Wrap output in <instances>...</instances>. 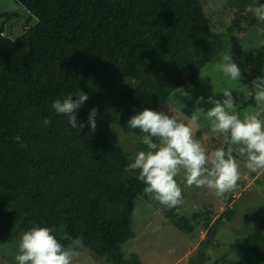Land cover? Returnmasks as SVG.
<instances>
[{"label":"trees","instance_id":"trees-1","mask_svg":"<svg viewBox=\"0 0 264 264\" xmlns=\"http://www.w3.org/2000/svg\"><path fill=\"white\" fill-rule=\"evenodd\" d=\"M18 1L38 21L16 38L0 27V246H16L24 232L46 226L58 239L61 233L78 238L108 264H143L137 253L127 257L122 250L135 236L136 199L146 196L145 185L124 171L135 155L103 124L93 132L90 111L108 105L129 131L133 115L156 111L184 84H199L202 68L231 44L235 29L213 31L196 0L187 12L177 0ZM263 67L264 50L254 68ZM79 91L89 97L76 110L85 126L72 128L51 105L68 95L75 100ZM45 118H51L48 127ZM135 146L146 150L140 138ZM256 183L264 185V171ZM233 215L223 211L209 233ZM242 238L214 259L205 250L214 239L207 238L188 264H236L231 252L264 264V220Z\"/></svg>","mask_w":264,"mask_h":264},{"label":"rangeland","instance_id":"rangeland-1","mask_svg":"<svg viewBox=\"0 0 264 264\" xmlns=\"http://www.w3.org/2000/svg\"><path fill=\"white\" fill-rule=\"evenodd\" d=\"M196 1L202 3L211 17L213 31L235 29L236 36L217 58L202 68L199 84H184L179 88L188 95H182L176 90L156 111H162L170 117L175 115L178 119H185L186 116H191L196 107H201L205 111L214 107L213 104L206 102L207 99L214 97L222 101L224 99L222 90L229 88L241 117L246 111H252L259 112V118L264 120V110L257 107L252 89V81L256 74L264 76V67L259 71L258 68H254L264 50L261 48L264 45V22L258 21L251 12H245L244 15V10L249 5L264 4V0H253L245 6H241L240 3L232 4L234 0ZM196 1L177 0V3L184 12H187L197 4ZM0 12L12 13L10 16L8 14L0 16V27L3 26L4 34L11 38L20 36L28 25H34L38 21L18 0H0ZM235 21H239L238 24H234ZM223 54L232 55L233 61L240 67L242 76L239 80L232 81L230 77L226 78L216 69L215 65L222 63ZM201 96L205 98V102L197 105V99ZM245 102H248L247 105ZM117 116V112L108 105H103L97 109L96 124H103L110 137L119 144H125L135 155L140 151L135 142L141 139L143 133L139 128H130L127 131L126 124L119 122ZM199 124L200 127L194 130V138L200 140L206 150L227 147L223 144V134L210 131V122L202 117ZM239 147L241 145L233 146V155L240 164V181L245 183L244 187L239 186L223 197H216L206 188L187 187L184 173L181 172L176 179L182 188L184 199L182 205L167 209L148 195L139 196L133 213L135 236L122 245L125 255L128 257L131 253H137L143 264H188L191 258L199 254L203 242L210 238L212 224L223 211L230 208L234 211L232 219L225 220L213 234L211 240L214 239V242L205 248L208 255L214 259L230 252V246L234 241L245 238L261 224L264 220V185L256 183L261 172L249 173L244 168L245 157L239 154ZM138 176L139 170L131 171L130 177L140 184L142 182ZM209 218L211 221L206 224V219ZM187 223L190 225L184 229ZM18 245L19 243H16V246H0V264H17L14 257ZM78 251L79 256L75 258L74 264H108L104 257L95 256L81 243ZM232 254L237 255L236 264H257L253 257L247 256L248 253L243 254V257L237 252H231ZM211 263L212 260L207 262Z\"/></svg>","mask_w":264,"mask_h":264},{"label":"clouds","instance_id":"clouds-1","mask_svg":"<svg viewBox=\"0 0 264 264\" xmlns=\"http://www.w3.org/2000/svg\"><path fill=\"white\" fill-rule=\"evenodd\" d=\"M246 12H251L258 21L264 22V4L249 5ZM216 69L230 77L232 81L242 76L240 67L233 61L232 55L223 54L222 63L215 65ZM254 99L258 108L264 110V76H258L252 81ZM182 95H188L182 89ZM224 99L221 101L209 97L207 103L214 105L205 111L196 107L191 116L178 119L162 111L145 108L133 115L128 125L139 128L143 135L142 143L146 150L138 151L135 156H129L130 162L124 171L139 170L138 179L145 185L143 192L157 201L164 208L172 209L184 203L182 188L176 177L184 173L187 187L206 188L216 197H223L238 187L241 179L240 164L233 155L234 145H241L238 152L245 157L244 168L249 173L264 171V120L259 118V112L246 111L241 117L237 112V104L229 88L222 90ZM64 98H57L51 107L57 115H65L72 128H83L78 123L76 110L89 99L88 94L79 91ZM205 102L204 97L197 99V105ZM97 108L90 111L88 124L91 130H96ZM210 122L212 133L223 134V144L208 151L200 140L194 138V130L200 127L201 118ZM43 126L51 124V118L42 121ZM25 145L19 135L13 138ZM61 240L70 241L65 246ZM80 240L61 233L59 239L55 229L46 226H33L24 232L20 238L18 251L14 259L17 264H74L79 256Z\"/></svg>","mask_w":264,"mask_h":264},{"label":"water","instance_id":"water-1","mask_svg":"<svg viewBox=\"0 0 264 264\" xmlns=\"http://www.w3.org/2000/svg\"><path fill=\"white\" fill-rule=\"evenodd\" d=\"M214 233H215V231H212V233L210 234V239L212 238Z\"/></svg>","mask_w":264,"mask_h":264}]
</instances>
